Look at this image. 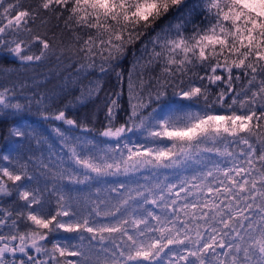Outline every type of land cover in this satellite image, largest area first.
<instances>
[{"label": "snow or ice", "instance_id": "6c2138e0", "mask_svg": "<svg viewBox=\"0 0 264 264\" xmlns=\"http://www.w3.org/2000/svg\"><path fill=\"white\" fill-rule=\"evenodd\" d=\"M5 124L0 264H264V0H0Z\"/></svg>", "mask_w": 264, "mask_h": 264}, {"label": "trees", "instance_id": "16d2710c", "mask_svg": "<svg viewBox=\"0 0 264 264\" xmlns=\"http://www.w3.org/2000/svg\"><path fill=\"white\" fill-rule=\"evenodd\" d=\"M29 2H32V0H29ZM13 68L16 69L15 75L13 79H15L18 83L24 82L26 83L27 87L23 89V92L25 95H32L33 89L37 92H45L50 91L53 88H57L61 84V77H66L69 74L70 70L60 68L59 70L55 69V62H50L47 65H43L36 69H24L20 67L19 65H13ZM56 71L58 74L53 75V72ZM47 77V79H46ZM114 79L109 81L106 84V87L111 88L114 86ZM126 100V97H125ZM34 121L38 120L37 117L33 116L31 117ZM9 125H0V148L3 147V145L6 143V140L4 139V135L6 134V129ZM36 127H40L38 123L34 124ZM135 139V137H133ZM196 167V166H193ZM192 173V168H189L186 172H184V175H190ZM166 174L170 175L172 178H175V173L173 170H167ZM116 178H108L109 183L106 185H101L102 188L110 186L112 182H114ZM119 179H126V178H119ZM141 183L143 181L141 180ZM72 188L71 195L73 197H79V198H87L89 195H94L95 189H92L91 191L87 188V186L80 185H72L70 186ZM77 188L79 190L77 191ZM106 192H102V195H106Z\"/></svg>", "mask_w": 264, "mask_h": 264}, {"label": "rangeland", "instance_id": "374dc122", "mask_svg": "<svg viewBox=\"0 0 264 264\" xmlns=\"http://www.w3.org/2000/svg\"><path fill=\"white\" fill-rule=\"evenodd\" d=\"M36 127V126H35ZM38 128V127H37ZM39 129V128H38ZM32 148H35V145L33 144L32 145ZM22 153H24V154H30L29 153V146L28 145H24L23 147H22ZM40 153L39 152H37V155H39ZM46 154V153H45Z\"/></svg>", "mask_w": 264, "mask_h": 264}]
</instances>
